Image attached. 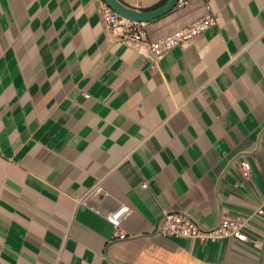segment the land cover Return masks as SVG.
I'll use <instances>...</instances> for the list:
<instances>
[{"label":"crops","instance_id":"0c3cea01","mask_svg":"<svg viewBox=\"0 0 264 264\" xmlns=\"http://www.w3.org/2000/svg\"><path fill=\"white\" fill-rule=\"evenodd\" d=\"M188 1L149 38L206 15ZM103 4L0 0V264H264V0H213L216 25L158 59ZM166 211L248 239L158 234Z\"/></svg>","mask_w":264,"mask_h":264},{"label":"built area","instance_id":"2783aa9c","mask_svg":"<svg viewBox=\"0 0 264 264\" xmlns=\"http://www.w3.org/2000/svg\"><path fill=\"white\" fill-rule=\"evenodd\" d=\"M205 2L206 15L196 19L190 25L174 30L157 40H151L145 28V23L135 22L124 18L115 10L109 7L105 2L101 8V15L105 21L107 29L112 33L121 37L122 40L132 42L134 44L147 45L148 52L146 55L151 59L161 58L167 51L177 46H185L192 42L196 37L202 35L208 28L216 25L217 18L212 13V1L203 0ZM189 1L178 0L176 7H183ZM243 168H249L247 162L243 163ZM98 190V189H97ZM96 190V191H97ZM79 203L88 205L87 199L79 200ZM127 210L123 206L118 211L111 212L106 215V219L116 229H120L123 213ZM259 209V213H263ZM244 219H222L220 223L212 228L202 227L193 217L188 214L176 211H166L159 219L156 233L173 237V238H191V239H218L223 236H234L242 241L248 239L244 232ZM119 238H125L126 234L119 232Z\"/></svg>","mask_w":264,"mask_h":264},{"label":"water","instance_id":"95a60500","mask_svg":"<svg viewBox=\"0 0 264 264\" xmlns=\"http://www.w3.org/2000/svg\"><path fill=\"white\" fill-rule=\"evenodd\" d=\"M118 14L135 22L148 23L172 11L178 0H166L163 4L152 9H136L123 4L119 0H103Z\"/></svg>","mask_w":264,"mask_h":264},{"label":"trees","instance_id":"16d2710c","mask_svg":"<svg viewBox=\"0 0 264 264\" xmlns=\"http://www.w3.org/2000/svg\"><path fill=\"white\" fill-rule=\"evenodd\" d=\"M165 1H166V0H165ZM165 1H164V2H165Z\"/></svg>","mask_w":264,"mask_h":264}]
</instances>
